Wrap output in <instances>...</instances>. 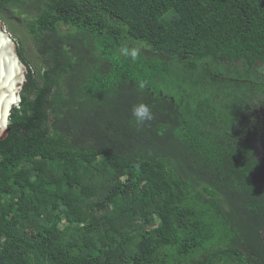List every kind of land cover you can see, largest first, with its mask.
<instances>
[{
  "label": "trees",
  "instance_id": "1",
  "mask_svg": "<svg viewBox=\"0 0 264 264\" xmlns=\"http://www.w3.org/2000/svg\"><path fill=\"white\" fill-rule=\"evenodd\" d=\"M13 16L35 55L16 42L0 264H264V0H0Z\"/></svg>",
  "mask_w": 264,
  "mask_h": 264
},
{
  "label": "water",
  "instance_id": "2",
  "mask_svg": "<svg viewBox=\"0 0 264 264\" xmlns=\"http://www.w3.org/2000/svg\"><path fill=\"white\" fill-rule=\"evenodd\" d=\"M28 68L21 61L18 45L0 22V140L8 134L9 118L21 102V91L26 83ZM264 126V110L259 113Z\"/></svg>",
  "mask_w": 264,
  "mask_h": 264
},
{
  "label": "rangeland",
  "instance_id": "3",
  "mask_svg": "<svg viewBox=\"0 0 264 264\" xmlns=\"http://www.w3.org/2000/svg\"><path fill=\"white\" fill-rule=\"evenodd\" d=\"M25 19L26 18L24 17L13 16L10 20V23L13 24V31H11L9 28V22L7 24L2 21L0 22L5 24L6 31L12 36L13 39H15V42H23L26 52L29 54L30 57H33L35 55L34 43L28 31L23 25Z\"/></svg>",
  "mask_w": 264,
  "mask_h": 264
},
{
  "label": "clouds",
  "instance_id": "4",
  "mask_svg": "<svg viewBox=\"0 0 264 264\" xmlns=\"http://www.w3.org/2000/svg\"><path fill=\"white\" fill-rule=\"evenodd\" d=\"M121 52L125 57H130L132 61H135L140 55V49L138 47L129 48L128 46H124ZM131 114L138 125H144L147 121L153 119L152 110L145 103H137L132 108Z\"/></svg>",
  "mask_w": 264,
  "mask_h": 264
}]
</instances>
